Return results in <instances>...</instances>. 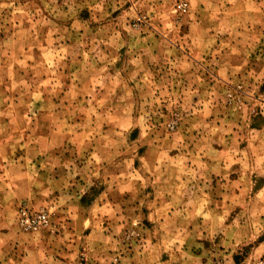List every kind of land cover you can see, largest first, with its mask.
Listing matches in <instances>:
<instances>
[{"label":"rangeland","instance_id":"obj_1","mask_svg":"<svg viewBox=\"0 0 264 264\" xmlns=\"http://www.w3.org/2000/svg\"><path fill=\"white\" fill-rule=\"evenodd\" d=\"M188 2L0 0V264H264V0Z\"/></svg>","mask_w":264,"mask_h":264},{"label":"built area","instance_id":"obj_2","mask_svg":"<svg viewBox=\"0 0 264 264\" xmlns=\"http://www.w3.org/2000/svg\"><path fill=\"white\" fill-rule=\"evenodd\" d=\"M189 7L188 0H175V8L185 12ZM51 212L46 208H34L27 203H21L17 209L16 221L23 231L40 230L49 225ZM223 264V263H218ZM256 264H261L257 262Z\"/></svg>","mask_w":264,"mask_h":264},{"label":"crops","instance_id":"obj_3","mask_svg":"<svg viewBox=\"0 0 264 264\" xmlns=\"http://www.w3.org/2000/svg\"><path fill=\"white\" fill-rule=\"evenodd\" d=\"M43 146H44V144H42ZM29 147V146H28ZM30 147H32V148H35V147H33V146H30ZM31 152L33 151V150H31V149H29ZM4 160H5V158H3V157H0V165H1V169L0 170H2V172L0 171V176H2L6 171H7V166H6V164L4 165L3 164V162H4ZM3 164V165H2ZM153 179H155V178H153ZM123 189L124 188H122V191L121 192H123ZM108 190V189H107ZM97 207H98V209H105V210H110V208H107V206H105V205H102V207H99V205H97ZM129 257H130V254H128V256H123L122 258H121V260H122V264H129L128 262V260H129ZM232 259H233V257H232Z\"/></svg>","mask_w":264,"mask_h":264}]
</instances>
